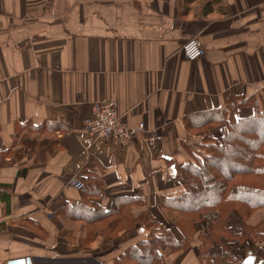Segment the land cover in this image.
Wrapping results in <instances>:
<instances>
[{
  "label": "crops",
  "instance_id": "1",
  "mask_svg": "<svg viewBox=\"0 0 264 264\" xmlns=\"http://www.w3.org/2000/svg\"><path fill=\"white\" fill-rule=\"evenodd\" d=\"M187 1L0 0V264H111L147 238L145 214L192 237L164 264H199L205 223H188L161 199L185 193L181 168L201 134L187 131L188 116L264 98V0ZM191 38L206 50L194 62L183 51ZM101 100L116 101L124 122L144 123L145 133L127 146L95 141L86 122ZM252 114L245 106L236 117ZM50 123L60 129L44 134L54 152L37 161L16 135L36 137ZM211 133L220 138L222 127ZM89 176L99 177V195L70 184ZM73 204L112 215L73 220Z\"/></svg>",
  "mask_w": 264,
  "mask_h": 264
},
{
  "label": "trees",
  "instance_id": "2",
  "mask_svg": "<svg viewBox=\"0 0 264 264\" xmlns=\"http://www.w3.org/2000/svg\"><path fill=\"white\" fill-rule=\"evenodd\" d=\"M245 106L252 107L253 114L237 118L238 109ZM185 124L190 134L204 136L196 146L198 152L191 153V160L181 168L185 193L175 199L162 198L161 206L188 216L191 223H205L198 237L199 264H245L247 256L238 251L246 250L248 241L264 242V98L252 96L225 109L190 115ZM219 126L222 136L216 138L211 131ZM35 131L32 129L36 137L27 133L17 134L16 139L37 150V161L45 162L55 148L52 138L44 134L60 129L50 123ZM82 183L81 191L89 195H99L103 189L97 176ZM67 209L69 218L89 224L112 215L96 205L73 204ZM139 222L149 232L147 238L127 248L111 264H164L166 251L173 254L191 246L184 228H166L151 214ZM258 256L264 258L261 249Z\"/></svg>",
  "mask_w": 264,
  "mask_h": 264
},
{
  "label": "built area",
  "instance_id": "3",
  "mask_svg": "<svg viewBox=\"0 0 264 264\" xmlns=\"http://www.w3.org/2000/svg\"><path fill=\"white\" fill-rule=\"evenodd\" d=\"M185 58L188 61H197L206 55V50L198 38L189 39L183 47ZM86 130L90 137L95 141H115L121 146H127L131 141L146 131L144 123H140L134 127L127 125L123 117L119 114L118 105L114 100L96 101L92 105V116L86 122ZM152 145L155 142L154 138L148 140ZM71 186L78 190L83 189L84 184L77 178L70 181ZM250 242V241H249ZM248 243L251 253H257L256 246ZM252 249V250H251Z\"/></svg>",
  "mask_w": 264,
  "mask_h": 264
},
{
  "label": "water",
  "instance_id": "4",
  "mask_svg": "<svg viewBox=\"0 0 264 264\" xmlns=\"http://www.w3.org/2000/svg\"><path fill=\"white\" fill-rule=\"evenodd\" d=\"M256 256L253 255L251 252H249L246 260H245V264H255L256 262ZM9 264H32L31 260L27 259V260H21V261H13Z\"/></svg>",
  "mask_w": 264,
  "mask_h": 264
},
{
  "label": "rangeland",
  "instance_id": "5",
  "mask_svg": "<svg viewBox=\"0 0 264 264\" xmlns=\"http://www.w3.org/2000/svg\"><path fill=\"white\" fill-rule=\"evenodd\" d=\"M203 136H204V134L203 133H201L200 134V139H199V141H201L202 139H203ZM262 216L264 217V212L262 213ZM183 217H185V218H187L188 219V216H183ZM188 223H191V221H189ZM149 233V232H148ZM190 236V239H192V237H191V235H189ZM112 238V237H111ZM251 242V241H250ZM249 241H248V243H250ZM253 243V242H252ZM254 245L252 246V249L254 248V246H256V247H258V248H260V246H259V244L260 243H253ZM250 248L251 247H247L246 248V250H250ZM251 249V250H252ZM238 253H240V251H238ZM82 263H84V262H82ZM82 263H70V264H82ZM85 264V263H84ZM87 264V263H86Z\"/></svg>",
  "mask_w": 264,
  "mask_h": 264
}]
</instances>
